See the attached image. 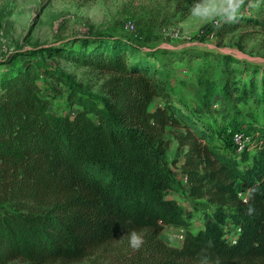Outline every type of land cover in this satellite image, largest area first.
I'll return each instance as SVG.
<instances>
[{
	"label": "trees",
	"instance_id": "16d2710c",
	"mask_svg": "<svg viewBox=\"0 0 264 264\" xmlns=\"http://www.w3.org/2000/svg\"><path fill=\"white\" fill-rule=\"evenodd\" d=\"M239 24L264 28V6L214 33ZM86 33L0 70V264L77 262L132 229L145 242L118 264H264V73L254 77L248 64L243 77L233 56L211 54L195 101L179 105L164 69L203 54L145 48L138 29L130 38ZM31 55L105 72L106 95L47 65L77 105L51 112ZM210 114L250 119L255 140L240 151L218 141L202 121ZM166 226L183 229L179 246L161 240Z\"/></svg>",
	"mask_w": 264,
	"mask_h": 264
},
{
	"label": "rangeland",
	"instance_id": "374dc122",
	"mask_svg": "<svg viewBox=\"0 0 264 264\" xmlns=\"http://www.w3.org/2000/svg\"><path fill=\"white\" fill-rule=\"evenodd\" d=\"M190 3L191 0H0V70L25 60L21 54L71 39L84 30L93 37L117 34L130 38L133 35L123 30L122 24L131 19L140 33L137 43L145 48L187 49L204 55V58L194 57L169 64L164 69L169 79L168 93L176 104L195 101L200 91L197 83V76L201 73L199 68L212 61L211 54L224 52L233 56L237 61L229 66L237 67V72L243 77L253 74L246 71L248 64L259 68L254 77L262 76L264 28L256 24H239L232 31L216 36L214 30L219 24L204 23L190 15ZM255 10L251 8V11ZM29 60L35 68L37 82L48 91L51 112L64 114L76 109L77 105L69 106L65 85L60 79L45 73L47 65L81 82L86 90L106 95L102 83L107 74L97 68L75 64L61 57L52 59L49 55H31ZM159 103L161 101L157 99L156 104ZM210 116V119L202 121L211 127L218 141L232 144V133L236 130L250 136L251 141L255 140L250 119L238 115L226 119L215 114ZM173 168H176L179 178V167L173 165ZM176 198L183 202L181 197ZM192 222L194 226L200 225L198 213ZM175 229L166 226L161 231L160 238L167 245H180ZM133 252L126 238L103 245L80 261L51 264H118Z\"/></svg>",
	"mask_w": 264,
	"mask_h": 264
},
{
	"label": "clouds",
	"instance_id": "9594fccd",
	"mask_svg": "<svg viewBox=\"0 0 264 264\" xmlns=\"http://www.w3.org/2000/svg\"><path fill=\"white\" fill-rule=\"evenodd\" d=\"M261 6H264V0H191L189 13L204 23H235L246 10ZM127 242L131 249H141L145 242L143 231H128Z\"/></svg>",
	"mask_w": 264,
	"mask_h": 264
},
{
	"label": "built area",
	"instance_id": "2783aa9c",
	"mask_svg": "<svg viewBox=\"0 0 264 264\" xmlns=\"http://www.w3.org/2000/svg\"><path fill=\"white\" fill-rule=\"evenodd\" d=\"M122 27H123V30L132 34L134 37L138 36L136 24L133 20L126 19L123 22ZM84 32H86V31L84 30ZM250 142H253V141H251L250 136H248L244 132L237 130V131H234L232 133V143L236 147L237 151L242 150V148ZM179 179L182 182V184L186 183V177L184 175H181L179 177ZM243 200H246V199L243 198ZM175 230H176V235H177L178 241L181 243L183 241V238H184V231L181 228H176Z\"/></svg>",
	"mask_w": 264,
	"mask_h": 264
}]
</instances>
